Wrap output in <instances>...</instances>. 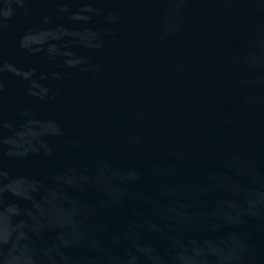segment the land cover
I'll use <instances>...</instances> for the list:
<instances>
[{
	"label": "water",
	"instance_id": "obj_1",
	"mask_svg": "<svg viewBox=\"0 0 264 264\" xmlns=\"http://www.w3.org/2000/svg\"><path fill=\"white\" fill-rule=\"evenodd\" d=\"M0 264H264V0H0Z\"/></svg>",
	"mask_w": 264,
	"mask_h": 264
}]
</instances>
